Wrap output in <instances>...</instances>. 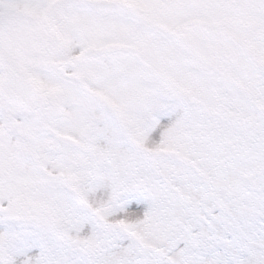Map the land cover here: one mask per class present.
<instances>
[{
	"label": "snow or ice",
	"instance_id": "obj_1",
	"mask_svg": "<svg viewBox=\"0 0 264 264\" xmlns=\"http://www.w3.org/2000/svg\"><path fill=\"white\" fill-rule=\"evenodd\" d=\"M0 264H264V0H0Z\"/></svg>",
	"mask_w": 264,
	"mask_h": 264
}]
</instances>
